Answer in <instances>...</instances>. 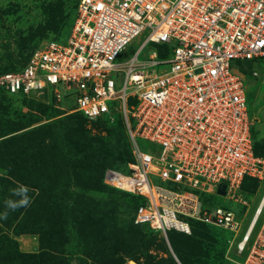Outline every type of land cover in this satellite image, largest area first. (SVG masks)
<instances>
[{
	"label": "built area",
	"instance_id": "built-area-1",
	"mask_svg": "<svg viewBox=\"0 0 264 264\" xmlns=\"http://www.w3.org/2000/svg\"><path fill=\"white\" fill-rule=\"evenodd\" d=\"M145 32V43L122 61ZM148 44L158 50L141 62ZM259 59L264 0H78L69 40L51 42L22 70L0 74V90L33 99L50 92L57 107L71 101V113L88 121L120 114L133 161L127 173L107 169L104 184L143 198L135 225L168 244L169 232L191 236L192 222L218 228L232 234L228 253L239 258L249 250L244 261L228 260L264 264V220L249 247L264 219V193L239 241L237 214L204 200H233L247 207L246 216L243 182L264 179L240 72V62Z\"/></svg>",
	"mask_w": 264,
	"mask_h": 264
},
{
	"label": "rangeland",
	"instance_id": "rangeland-1",
	"mask_svg": "<svg viewBox=\"0 0 264 264\" xmlns=\"http://www.w3.org/2000/svg\"><path fill=\"white\" fill-rule=\"evenodd\" d=\"M71 1L0 0V32L3 36L6 35L4 38L0 37V55L8 57V59L3 60L5 61L3 67H8L7 70L9 71H17L25 66L28 58L35 51L45 47V45L51 42L66 43L69 40L71 28L76 17V11L73 10ZM23 31L25 32L24 36L27 37L30 34L38 35L29 38V41L22 42L19 41L17 35H21L20 33ZM147 35L148 32H145L128 46L122 61L130 59L139 50L145 43ZM156 50H158L157 46L148 44L139 54V61H148L150 54ZM241 64L240 70L245 77L248 103L253 121V134L255 139L261 142L262 140L264 141V59L241 62ZM114 79L118 80L116 77ZM0 102L3 107L0 109V142L4 139L7 140L13 135L18 137L33 131V136L29 137L33 143H42L46 146L51 144L54 146L65 145L80 151V126L86 127L92 132V135L96 136L106 135V127H120V129L123 128L126 131L128 136L127 127L120 114L114 115L109 120L84 121L76 114L71 113L70 110L75 108V104L71 101H65L60 104L62 114L57 118L48 120L47 111L52 103H55L50 92L46 99L10 96L0 92ZM52 121H57L53 129L46 128ZM10 127H14V130H11ZM21 144L22 141H19L17 147H21ZM141 145L146 150L150 147V144L143 140H141ZM8 147L9 143L4 141L3 148L10 152L11 156L9 157H13V159H8L5 152L0 155V165L6 168V170H0V176L6 173L8 168H13L15 158L24 159L21 149L8 150ZM6 154L8 155L7 152ZM28 162L34 163L38 171L35 170L31 176L18 177L19 181L28 185L22 187L27 189L25 197L28 198L29 203L24 206L21 214L16 213L18 215L17 219L19 221L23 219L21 228H27L28 231H33L31 230L33 228L36 232L45 233L43 236L45 242H49L47 244L49 247L48 251L52 254L41 257L34 256L41 254L40 235L33 233V231L16 236L13 232L14 228L10 227H13V223L15 227L18 222H5L0 225L3 234L10 237V241L1 243L6 250V253L1 256V261L4 264H73V262L77 264H179L171 252V249L173 250L172 245H169L161 234L145 226L138 228L132 225L133 213L135 208L141 203V199L130 196L125 203L123 200L121 203L119 202L118 209L110 212L111 224L107 230L108 234L97 239L84 231V222L87 214L81 212L80 194L85 197H91L94 193L90 189L84 190L80 188V170L75 173L72 178V184H70L65 167L62 169L61 174H59L60 171H52L42 165L38 155L28 160ZM64 164H62V167ZM107 169L123 171L125 167L111 164ZM61 182L66 184L68 187L66 189L76 193L77 204H75L76 208H74V211L76 212L79 226L77 231H75V236L77 237L75 240L67 237L68 234L65 229L62 233H54L52 228L54 217L51 210H49V206L46 204L48 208V214L46 215H43L44 211L40 209L42 201L51 203L53 197H56L55 187H58L56 184ZM156 184L161 185L159 182H156ZM239 193L249 203V212L246 216L247 207L233 200L228 201L225 197L219 195L214 196L211 200L207 199V202L230 209L237 214L239 221L242 223L237 241L242 239L260 203L264 193V179L260 181L257 192L254 189L252 190L250 186L249 189H241ZM118 196H121V194L118 193ZM45 197L46 200L40 199H45ZM121 205H125L129 210H123ZM120 210L124 211V214H121ZM7 219L9 220L10 218L7 217ZM263 220V217H261L249 247L252 245ZM30 224L34 225V227L30 226ZM195 227H198L197 230L201 233V236H196L194 233L193 237H182L183 242L179 244L181 246L179 248H185L189 264H233L227 257L231 259H237L238 257L236 258L232 253H228L223 241L224 238L230 239L231 233L208 226L212 231H222L220 233L216 232L211 236L203 232L201 226L196 225ZM126 232H130L131 241L124 237ZM174 236H176L174 233L170 234L172 239H174ZM61 246L65 247V254L54 253V250ZM78 246L80 247V252L72 259L71 252ZM248 252L249 250H246L238 260L244 261ZM181 255L184 256V253L182 252Z\"/></svg>",
	"mask_w": 264,
	"mask_h": 264
},
{
	"label": "trees",
	"instance_id": "trees-1",
	"mask_svg": "<svg viewBox=\"0 0 264 264\" xmlns=\"http://www.w3.org/2000/svg\"><path fill=\"white\" fill-rule=\"evenodd\" d=\"M71 2H72L73 10L76 11L78 0H72ZM20 34L21 35H17V36L19 38V41L22 42L29 41V38L36 37L38 35V34L37 35L30 34V36L28 35L27 37L24 36L25 34L24 31L21 32ZM0 37L4 38L6 37V35L3 36L0 32ZM30 58H28L27 60L28 62ZM4 59H8V57H6L5 55H0V67H1L0 74H4L8 72H18L22 70L28 63L27 62L24 67H22L17 71H9L7 70L8 67L6 66L3 67V64L5 63V61H3ZM243 62L245 63L251 61H243ZM241 65L242 64L240 62V66ZM0 92L4 93L5 95L25 97L23 95H12L4 90H0ZM2 108H3L2 103L0 102V109ZM61 114L62 113L60 111V108L57 107L55 103H52V105L49 107L47 111V116L49 117L48 120L57 118ZM73 114L79 116L81 120L88 121L79 113H73ZM57 121H52L51 123H49V125L46 126V128L53 129ZM13 128L14 127H10L11 130H14ZM106 129H107L106 135L96 136V135H92V132H90L86 127L80 126V151H76L73 148H70L69 146H65V145L54 146L51 144L46 146L42 143L41 144L33 143L31 138H29L33 136V131L29 133H25L22 136L17 137V135H13L7 138V140L6 139L2 140L0 142V155H2L3 152H5V155L8 159L9 158L13 159V157L12 158L9 157L11 156V154H9L10 152H8L6 149L4 150L3 148V142L6 141L9 143V147L7 149L8 150L15 148L21 149L24 159L15 158L13 168H8L7 172L1 174L0 176V216H2L7 211L8 212L7 217L10 218L9 220L7 218L6 219L0 218V224L1 223L4 224L5 222H10V223L15 221L18 222V224L15 227H14V223H13V227H10V228H14L13 232L16 236L22 234H28L34 231L33 228L31 229L33 231H28V229L24 227L21 228V226L23 225V219L21 221L17 219L18 215H16V213L21 214L24 206L19 207L18 210L16 211H11L10 209H7L5 201L11 200L14 203H19L21 200L25 198V191H22L23 189L22 186H28V185L19 181L20 179L18 177L21 178L24 175L31 176V174H33L34 171L37 170L36 165L32 162H28V160H31L36 155H38L40 157V161L42 162V165L45 166L46 168L51 169L52 171H60L59 174H61L62 169H64L65 167L66 174L69 176L70 184H72V178L75 175V173L78 172V170H80V184H79L80 188L84 190L90 189L94 193V195L91 197H85L80 194V208H82L81 212L87 214L86 221L84 222V231L86 234H90L91 237L97 239H100L105 234H108L107 230L111 224L110 212L112 210L115 211L116 209H118L119 202L121 203L123 200V202L125 203L130 196L141 199V203L135 208L131 221L133 226L138 228L142 227L139 225H135L134 220L138 207L144 202L143 198L134 196L132 194L123 191H119L104 184V173L108 168V166H110L111 164H118L119 166H124L125 170L123 171L120 170V171L127 173L129 171L128 164L133 161V156L130 148V141L126 134V131L123 128L120 129V127H114V126L106 127ZM252 134H253V129H252ZM253 140H254V150L256 156L264 157V141L262 140L261 142L260 141L258 142L255 139L254 134H253ZM19 141H22L21 144L22 146L18 148L17 145ZM6 152L8 153V155L6 154ZM62 164H64L63 167ZM0 170H6V168L0 165ZM56 185L58 186L55 187L56 197H53L51 203H49L48 201L46 203L42 201L40 209L44 211L43 215H46L48 214V208L46 204L49 206L50 208L49 210H51L54 217V224L52 227L54 233L55 232L62 233V231H64L65 229V231H67L68 234L67 237L69 239L75 240L77 239V237L75 236L76 234L75 231H77L79 226L77 215L76 212L74 211V208H76L75 204H77V198L75 197L76 193H74V191L72 190L70 191L69 189H66L68 187L66 186V184H63L62 182ZM259 185H260V180L248 177L244 180L242 189H247V188L249 189L251 186V189L252 190L254 189V191L256 190L257 192V190L259 189ZM118 193L121 194V196H118ZM212 198L213 197H209L208 200H211ZM40 199L46 200V197L45 199L44 198H40ZM205 201L207 202V199ZM121 207L125 211L129 210V208L125 207V205H121ZM120 212L121 214H124V211L120 210ZM196 225L201 226L202 231L208 233L211 236L214 235L216 232L218 233L222 232L220 230L212 231L208 226L196 222H192L193 232L191 236L180 234L174 231L169 232L168 234L169 242L172 245L175 254L177 255L178 259L181 261L182 264H189V262L185 248H179L180 246L179 244L183 242L181 238L193 237L194 233L196 234V236H201V233L197 230L198 227L197 228L195 227ZM30 226L34 227V225L32 224H30ZM33 233H37L40 235V246H41V254L34 256L41 257V256H49V254H52L51 252L49 253L48 251L49 247L47 246V244H49V242L48 243L45 242V238L43 236L45 233L36 232V231H34ZM171 233H174L176 235L173 237L174 239L170 237ZM124 237L127 240H130V232H126L124 234ZM211 238L213 239V237ZM5 241H10V237L5 236V234H3L2 227L0 225V264H4L1 261V256L6 253L5 252L6 250L4 246L1 245V243H5ZM223 241L225 247H227L228 249L227 239L224 238ZM64 251H65V247L61 246L59 248H56V250H54V253L65 254ZM79 252H80V247L78 246L74 251L71 252L72 259ZM182 252L184 253V256L181 255Z\"/></svg>",
	"mask_w": 264,
	"mask_h": 264
},
{
	"label": "clouds",
	"instance_id": "clouds-1",
	"mask_svg": "<svg viewBox=\"0 0 264 264\" xmlns=\"http://www.w3.org/2000/svg\"><path fill=\"white\" fill-rule=\"evenodd\" d=\"M22 191H27V189H22ZM29 203V200L27 197H25L23 200H21L19 203H14L11 200L5 201L7 209H10L11 211H16L18 210L19 207L21 206H26ZM8 215V212L6 211L0 218L6 219Z\"/></svg>",
	"mask_w": 264,
	"mask_h": 264
},
{
	"label": "water",
	"instance_id": "water-1",
	"mask_svg": "<svg viewBox=\"0 0 264 264\" xmlns=\"http://www.w3.org/2000/svg\"><path fill=\"white\" fill-rule=\"evenodd\" d=\"M170 245V244H169ZM171 252H172V254H173V256L175 257V259L177 260V262L179 263V264H181V262L178 260V258L176 257V255H175V253L173 252V250L171 249ZM73 264H77L76 262H73Z\"/></svg>",
	"mask_w": 264,
	"mask_h": 264
}]
</instances>
